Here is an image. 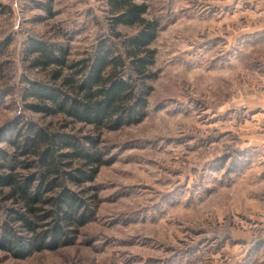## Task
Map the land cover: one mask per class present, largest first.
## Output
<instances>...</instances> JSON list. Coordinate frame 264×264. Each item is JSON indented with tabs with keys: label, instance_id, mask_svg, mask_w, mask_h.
<instances>
[{
	"label": "rangeland",
	"instance_id": "obj_1",
	"mask_svg": "<svg viewBox=\"0 0 264 264\" xmlns=\"http://www.w3.org/2000/svg\"><path fill=\"white\" fill-rule=\"evenodd\" d=\"M263 5L154 0L147 115L103 132L94 218L67 246L23 259L0 247V264H264V12L253 24ZM109 14L107 0H0V129L31 121L91 132L30 109L28 81L52 69L33 67L29 41L59 43L79 60L110 37ZM0 147L12 151L7 140ZM2 196L0 224L13 206Z\"/></svg>",
	"mask_w": 264,
	"mask_h": 264
},
{
	"label": "trees",
	"instance_id": "obj_2",
	"mask_svg": "<svg viewBox=\"0 0 264 264\" xmlns=\"http://www.w3.org/2000/svg\"><path fill=\"white\" fill-rule=\"evenodd\" d=\"M153 1L107 0L110 37L76 61L69 60L66 46L30 39L33 67L52 69L46 80L28 81L30 109L63 115L91 132L49 130L31 121L0 129V140L12 148L0 147V194L13 203L0 224V247L15 258L73 244L94 218L92 184L108 163L103 132L147 115L150 82L157 76L152 43L161 28L158 17H146ZM121 26L135 32L126 35Z\"/></svg>",
	"mask_w": 264,
	"mask_h": 264
},
{
	"label": "crops",
	"instance_id": "obj_3",
	"mask_svg": "<svg viewBox=\"0 0 264 264\" xmlns=\"http://www.w3.org/2000/svg\"><path fill=\"white\" fill-rule=\"evenodd\" d=\"M254 2H256L259 5V3H261V0H254ZM263 12H264V7L260 8V6L258 7V9L254 10V15L253 16H255V17H253V22H254L253 24H255V20L257 19L256 16L257 15L260 16V13H263ZM259 25H262V24L259 23Z\"/></svg>",
	"mask_w": 264,
	"mask_h": 264
}]
</instances>
